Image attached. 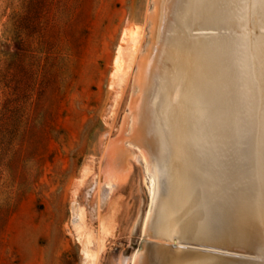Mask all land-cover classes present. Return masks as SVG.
I'll list each match as a JSON object with an SVG mask.
<instances>
[{"label":"rangeland","instance_id":"rangeland-1","mask_svg":"<svg viewBox=\"0 0 264 264\" xmlns=\"http://www.w3.org/2000/svg\"><path fill=\"white\" fill-rule=\"evenodd\" d=\"M166 4L159 5L152 34L158 47L157 60H151L152 88L141 93L147 109L142 123L148 126L143 135L150 141L135 148L145 154V162H134L127 181L111 192L121 210L115 234L96 264H127L135 251L143 252V264L146 259L153 264L157 256L160 264L199 263L207 255L187 252L186 247L198 246L183 243L179 233L154 234L157 208L151 230L141 231L149 202L147 180L153 176H144L143 169L155 165L162 146L155 133L156 112L150 108L158 79L175 68L165 56L173 44L166 37L178 29L175 17L186 12L185 0H173L168 9ZM148 7L152 10L150 0H0V264H83L81 244L72 232L71 202H81L87 230L96 239L98 176L107 167L106 146L119 136L131 99L130 83L120 93L111 86L113 58L125 33L144 28ZM162 12L174 23L164 32L159 30ZM186 29L191 36L201 32ZM151 52L154 56L155 48ZM179 88L169 91L171 100ZM172 238L179 240L177 248H171ZM156 249L165 253L156 255Z\"/></svg>","mask_w":264,"mask_h":264},{"label":"bare ground","instance_id":"bare-ground-1","mask_svg":"<svg viewBox=\"0 0 264 264\" xmlns=\"http://www.w3.org/2000/svg\"><path fill=\"white\" fill-rule=\"evenodd\" d=\"M162 1L150 0L153 7L147 9L144 28L125 33L116 48L111 86L119 92L130 83L131 99L119 136L106 146L107 167L98 176L96 239L87 230L81 202L76 199L71 202L72 232L81 244L83 264H96L106 241L115 234L121 206L120 200L112 197H115L112 190L129 176L134 162L139 158L145 160V154L135 146L144 147L150 141L143 135L148 126L142 123L147 109L141 103V93H149L151 60L158 55L152 34L157 31ZM166 1L164 7L168 9L173 0ZM185 1L182 7L186 12L174 19L178 29L166 37L173 44L165 56L175 68L166 71L160 68L163 73L158 79L159 87L154 99L150 97V109L156 112L154 132L160 135L162 146L155 165L143 169L144 176L148 172L153 176L147 180L149 202L141 231L144 234L148 226L151 230L150 222L157 208V222L151 227L155 228L154 234L173 232L187 239L195 237L196 228L215 222L202 186L229 185L234 174L258 176L264 171V17L258 19L264 15V0ZM164 18L163 32L174 26L169 24L167 14ZM243 23L244 29L240 28ZM235 25L236 31L232 28ZM188 26L201 32L191 36ZM178 85L179 94L171 100L169 91ZM162 196L166 197L165 202L161 201ZM182 201L183 206H179ZM179 210V217L173 216ZM168 221L176 223L165 225ZM156 250L159 251L156 255L165 253ZM155 258L159 260L158 256ZM217 258L207 254L199 263L188 264H211ZM143 263L142 251L133 252L127 261V264Z\"/></svg>","mask_w":264,"mask_h":264},{"label":"flooded vegetation","instance_id":"flooded-vegetation-1","mask_svg":"<svg viewBox=\"0 0 264 264\" xmlns=\"http://www.w3.org/2000/svg\"><path fill=\"white\" fill-rule=\"evenodd\" d=\"M202 188L215 222L196 228L195 237L215 240L220 246L215 248L223 253L264 262V171L258 176L234 174L229 185L210 184ZM211 264L230 262L217 258Z\"/></svg>","mask_w":264,"mask_h":264},{"label":"water","instance_id":"water-1","mask_svg":"<svg viewBox=\"0 0 264 264\" xmlns=\"http://www.w3.org/2000/svg\"><path fill=\"white\" fill-rule=\"evenodd\" d=\"M163 12L161 15V20H160V26L159 30L161 31V27L163 25ZM160 42L158 43V45ZM183 243H190L193 245H197L198 247H186V250H189L191 252H197V253H205V254H212L216 255L217 257L227 260L230 262V264H264V262L261 261H256V260H251L245 257H240V256H235L231 254H226L220 251L218 248L215 247H220L215 240H204V239H198L196 237H192V240H183ZM150 244V243H149ZM179 244V240L173 239L172 238V245L171 248H177ZM153 264H160L158 259H154Z\"/></svg>","mask_w":264,"mask_h":264}]
</instances>
